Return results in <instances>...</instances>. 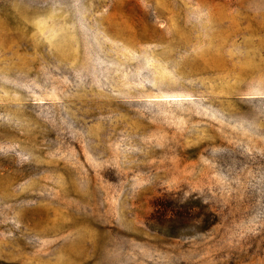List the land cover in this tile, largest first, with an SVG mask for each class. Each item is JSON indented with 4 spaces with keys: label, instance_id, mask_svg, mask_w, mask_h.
Returning a JSON list of instances; mask_svg holds the SVG:
<instances>
[{
    "label": "rangeland",
    "instance_id": "obj_1",
    "mask_svg": "<svg viewBox=\"0 0 264 264\" xmlns=\"http://www.w3.org/2000/svg\"><path fill=\"white\" fill-rule=\"evenodd\" d=\"M0 264H264V0H0Z\"/></svg>",
    "mask_w": 264,
    "mask_h": 264
}]
</instances>
